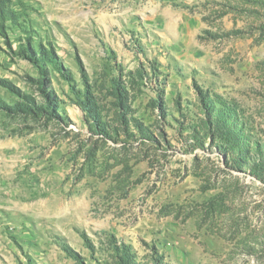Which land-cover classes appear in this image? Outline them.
Returning <instances> with one entry per match:
<instances>
[{"label": "rangeland", "instance_id": "374dc122", "mask_svg": "<svg viewBox=\"0 0 264 264\" xmlns=\"http://www.w3.org/2000/svg\"><path fill=\"white\" fill-rule=\"evenodd\" d=\"M24 1L0 264H264V0Z\"/></svg>", "mask_w": 264, "mask_h": 264}, {"label": "trees", "instance_id": "16d2710c", "mask_svg": "<svg viewBox=\"0 0 264 264\" xmlns=\"http://www.w3.org/2000/svg\"><path fill=\"white\" fill-rule=\"evenodd\" d=\"M32 11L33 8L24 0H0V32L8 28L26 32Z\"/></svg>", "mask_w": 264, "mask_h": 264}]
</instances>
